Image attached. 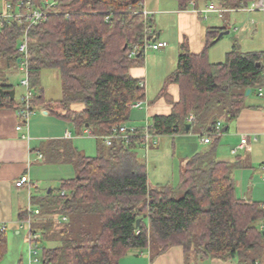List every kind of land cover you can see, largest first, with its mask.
<instances>
[{
    "label": "trees",
    "instance_id": "1",
    "mask_svg": "<svg viewBox=\"0 0 264 264\" xmlns=\"http://www.w3.org/2000/svg\"><path fill=\"white\" fill-rule=\"evenodd\" d=\"M52 1L56 7L35 26L29 27L26 19L0 20V61L18 68L19 45L27 34L34 102L79 135L89 130L97 142L95 157L78 151L71 140H53L41 147L48 162L72 164L77 172L74 179L62 182L57 194L51 190L33 197L41 210L33 228L42 233V242L52 245L42 249L43 264H119L131 250L153 249L162 254L172 247H182L188 259L262 264L264 229L259 224L264 220V205L237 197L233 175L239 163L217 160L214 147L186 161L178 185L153 186L139 161L143 147L137 141L104 144L102 137L112 128L131 120V105L147 97L144 81L130 74L147 55L140 51L135 58L128 57L133 47L143 46L146 28L156 34L153 15L146 20L142 13L146 0ZM174 1L180 11H189L207 0ZM214 1L228 12L244 11L256 0ZM5 2L14 13L46 7V0ZM223 31L227 29L208 28L200 54L191 53L186 43L180 46L177 67L162 90L166 94L169 84H177L179 100L170 115L152 118V133L161 137L193 130L218 142L223 134L216 133L217 123L228 127L247 108V98L264 88L263 52L243 53L234 45L224 62L209 61V51ZM49 69L60 73L58 101L46 102L41 88L42 73ZM0 89L14 86L0 79ZM19 106L16 95L12 100L0 92V109ZM190 114L195 117L192 123L187 121ZM28 216L24 211L19 222ZM58 216L61 220L55 219ZM93 218L100 225L97 232L85 226ZM3 227L0 262L8 253V232Z\"/></svg>",
    "mask_w": 264,
    "mask_h": 264
},
{
    "label": "crops",
    "instance_id": "2",
    "mask_svg": "<svg viewBox=\"0 0 264 264\" xmlns=\"http://www.w3.org/2000/svg\"><path fill=\"white\" fill-rule=\"evenodd\" d=\"M211 2L215 3L214 0L202 1L196 4L195 9L192 8L189 11H180L178 8L177 11L175 12L181 15L180 19L182 18V20H187L188 15L190 14V26L192 27L195 22L194 19L195 20L197 19L198 22V19L200 20L203 18V14H201L200 12H204L207 9L208 4ZM167 5L171 7L170 11H173L172 5L171 3L168 2V0H146V8L151 13V15H155V13H158L159 11L165 12L166 10L164 9L169 8L167 7ZM175 6L178 7L177 3L175 4ZM5 12H6V2L5 0H0V14H3ZM228 12L232 15L225 18V22L227 21V23H229L231 19H236L233 18L232 16L234 13L239 11H228ZM259 13L264 14V12H259V11L251 12L252 16H255V19L251 17L252 20L254 21L252 27L253 29L255 28V32H259V29L262 26V24L264 25V22L262 23V21H264V15H263V20L257 19ZM221 19L224 20V15ZM209 28H226L227 30H229L226 24L213 25L212 27ZM180 31H179L180 34L179 41L182 43V41L185 39L186 41L185 43L186 44L188 43L190 45L189 49L191 53L200 54L204 50L206 29H203L200 26V24H198L196 29H194V27L190 28V34L189 32L182 33ZM155 35L157 36L158 40L165 41L162 40L161 34L157 32V30ZM188 35L190 36V39L188 38ZM180 42L179 44L181 45ZM151 53H153L154 56L162 60V56L172 57L174 51L173 49H169V45H168L167 48L161 51H157V52L153 51ZM178 53L179 50H177V56ZM145 61H147V57L145 58ZM175 69L176 68H174V70H171L172 72H168V73L172 74L175 71ZM18 70H20L19 67ZM143 73H144L143 67L136 66L131 68L130 70V74L132 75L133 78L143 80L144 82L146 80V93L148 87V95H149V92L151 91L150 84L153 83V79H151V71L148 70V72H146L145 70V74ZM170 74H168V76ZM1 81L5 85L13 86L8 78L5 79L2 78ZM162 90L163 89H161L158 98L161 99L162 102H158V103L155 102L156 104L153 103L152 105L149 104L146 108L147 113L145 119H147V122L149 121L150 118H153L154 116L170 115L172 112L173 104H175L179 100V87L177 84L174 83L169 84L166 89V94L164 93V91L162 94ZM49 101H55V100L46 99V102ZM18 103H20V101ZM43 105H46V103ZM38 116H40L42 120H47L50 119L51 116H55V115L50 114L46 109L45 111L43 110L42 112L39 111L35 114V116L31 118L28 126L25 125L23 129L19 131L17 127L20 125L21 121L20 118L18 117L17 109H0V226L6 225V230H8L9 227H12L14 231H18L20 214L26 211L27 209L24 199L26 196H28L27 194L28 190L26 187L22 189H18L16 187V182L20 179L22 175L28 174L31 181L37 184L35 180L36 177L33 176L32 167L35 164V162L36 163L42 161L47 162L44 156L42 160H37V161L34 160L35 156L38 155V153L43 154L41 152V147L43 146V144L53 140H71L73 142V137L75 136L74 134H72L70 130V128L73 129V127L67 122H65L63 124L61 123L58 130L50 129L48 131V129L46 130L45 128H42L40 130L41 133L47 131V133L49 134L45 136L34 135L32 138L31 137L32 130L34 132L35 131L38 132L39 131V129L37 128L38 123L39 122L43 123ZM141 118L142 116H140L139 114L136 116L135 119L140 120ZM192 132L193 130L190 131V147H191L190 157L198 154L200 149H202L201 150L202 152L208 151L210 148H206V146L212 145L214 141L216 142V140H212L209 144H205L203 142L204 138H202L200 135H196L195 137L193 136V134L195 133ZM68 133H71L73 135L71 139H68L67 137ZM76 135H77L76 137L83 136V135H79V133ZM163 137L165 136H161L160 139ZM198 138L200 140H198ZM42 140H46V141L41 142L40 145L39 142ZM218 142L220 143L219 146H228V148L226 149L227 151L222 150L220 152V155H218L219 148H216L217 160L223 162L239 163L241 165L239 169L235 170L233 175L236 183L237 197L240 199L248 198L249 191H247L248 186L245 185V178L247 176H250L251 177L250 181L252 183L250 185L252 186V190L250 193L252 197L251 199H253L255 202L264 205V196L261 197L258 195L259 193H258L257 180H256L259 177V179L264 182V107L263 105L253 101L251 103H247V108H245L242 111L240 117L236 121H234L228 126L227 132L220 137ZM242 145H245L246 148L239 149V147ZM48 163H52V162H48ZM256 165H259L260 168L255 169ZM251 172H253V175H251ZM255 175L258 177H256ZM157 184L165 185L168 183H157ZM36 188L37 189H35L34 195L41 196L40 193L41 189L39 188L38 184ZM43 195L44 194H42V196ZM259 227L264 229V220L260 222ZM119 264H237V263L224 262L217 259L201 258V257L198 258L191 257L188 259L182 247H172L162 254H158V252L154 251L153 249H147L142 251L131 250L127 253L126 256H124L120 260Z\"/></svg>",
    "mask_w": 264,
    "mask_h": 264
},
{
    "label": "rangeland",
    "instance_id": "3",
    "mask_svg": "<svg viewBox=\"0 0 264 264\" xmlns=\"http://www.w3.org/2000/svg\"><path fill=\"white\" fill-rule=\"evenodd\" d=\"M168 2L171 3L173 11H170L171 7L167 5V7L169 8L164 9L166 10L165 12L159 11L158 13H155V15L152 16L153 30H157V32L161 34L162 40H165L164 42L168 43L169 49H173L174 53L172 57L162 56V60H160V58L154 56L153 53L149 52L146 56L147 61H145L144 64L137 66L143 67V74H145V70L146 72H148V70L151 71V79H153V83L150 84L151 91L149 92V95L147 87V98L144 101L143 109H132L131 120L126 123L129 127H145L147 123V119H145L147 106L149 104L152 105L153 103L156 104L158 102H162L161 99H158L161 89L164 88L165 81L168 77V74H170L168 72H172L171 70H174V68H176L178 59L177 50H179L180 46L186 42L185 39L182 41V43L179 41L180 30V32L182 33L189 32L190 34V28L194 27V29H196L198 24H200L203 29H206V31L213 25L226 24V26L229 28V30L227 31H230V33L228 35H225L212 49H210L209 61L211 63L224 62L226 54L233 50L234 45H237L238 50L243 53H264V25L262 24L259 32H255V28L253 29L252 27L254 21L251 18L253 17L255 19V16H252L251 12H236L232 16L236 19H231L229 23H227V21L225 22V18L232 15L229 12H226L224 14V20L219 17V14L210 13L204 16L202 19H198V22L197 19H194V25L191 27L190 14L188 15L187 20H182V18L180 19L181 15L175 12L178 9V7L175 6L177 2H175L174 0H168ZM263 15L264 14L259 13L257 19L263 20ZM263 22L264 21H262V23ZM188 38L190 39L189 35ZM179 42L181 43V45L179 44ZM187 46L188 48L190 47L188 43ZM25 77V74L18 70L17 66L8 67L6 62L0 61V79L2 80V78H8L10 80L15 88L16 102H19L21 97L26 93L25 89L21 86V81L25 79ZM41 88L44 90V96L46 99L55 101L60 100L62 98V88L59 71L56 69L43 71L41 77ZM252 101L257 102L264 107V97H260L257 92H253V94L250 95L246 100L247 103H251ZM76 108L81 109L82 106L78 105L76 106ZM139 114L140 116H142V118L140 120H136L135 118ZM38 117L43 123H38V132H34L32 130V138L34 135L45 136L49 134L47 133V131L41 133L40 130L42 128H45L46 130L48 129V131L50 129L58 130L61 123H65V121L58 116H51L50 119L47 120H42L40 116ZM151 120L152 118L149 119V122H151ZM70 130L72 134L75 135L74 137H76V134H78V132L72 128H70ZM192 133H195L193 134V136L195 137L196 135H198L195 131H193ZM74 137L73 144L77 148V150L87 156L95 157L97 155V142L95 138L88 136H81L76 138ZM198 140L200 139L198 138ZM45 141L46 140L40 141V145L41 142ZM219 144V142L214 141L212 145L206 146V148H219L218 155H220V152L222 150L227 151L226 149L228 148V146H219ZM190 150V133H178L173 137L165 136L161 139L159 138V145L157 147H153L151 151H149L148 155L143 150H140L138 158L139 161L145 166L149 182L153 186H155L157 183H171L174 185H178L180 182V173L184 164L187 160H190L193 157L192 155V157H190ZM201 150L202 149H200L199 153L202 152ZM34 160H38L37 155L35 156ZM32 168L33 176L36 177L35 180L39 188L41 189V196L42 194H46L49 190H52L54 194H57L58 189L61 187L63 181L70 180L72 178L74 179L77 175L74 166L69 163L56 164L48 163V161H42L37 163L35 162ZM259 168V165L255 166V169ZM251 175H253V172H251ZM250 179V176H247L245 178V185L248 186L247 191H249L248 194H250L252 190V186H250L252 184ZM256 180L259 193L258 195L263 197L264 182L260 180L259 177ZM24 201L26 208H28V196L25 197ZM55 219L61 220V217L58 216ZM40 220L45 221L47 219L46 217H41ZM3 226L6 227V225ZM85 226H87L94 232L99 231L100 228L99 222L95 218L86 223ZM7 232L8 253L0 262V264H20L21 261L27 264L29 251L28 229L25 228L21 230L20 228H18V231H14L12 227H9ZM49 246L52 245L46 241H43L41 243L40 264H43L42 249L43 247ZM262 264H264V261Z\"/></svg>",
    "mask_w": 264,
    "mask_h": 264
},
{
    "label": "built area",
    "instance_id": "4",
    "mask_svg": "<svg viewBox=\"0 0 264 264\" xmlns=\"http://www.w3.org/2000/svg\"><path fill=\"white\" fill-rule=\"evenodd\" d=\"M46 7L42 9H32L28 7L27 13L17 12L14 13L13 7L10 4L6 6V13L0 14L1 19H17L18 21L22 22L26 19L29 22V27L35 26L40 22L44 21L47 16V12L49 9L56 7V4L52 0H46L45 2ZM194 7V4H192ZM17 8H21V5H18ZM195 9V8H194ZM197 11V10H196ZM249 12L259 11L264 12V0H256L250 4V6L244 10ZM145 19L147 20L150 12L147 10L146 6L143 5L142 10ZM203 14V17L209 13H217L219 17H223L226 10L222 7H219L216 3L211 2L207 9L204 12H200ZM28 44L29 39L27 34L23 37L21 44L19 45V53L21 54L19 69L21 72L25 74V79L21 81V86L25 89V94L20 99V106L17 109L18 117L20 118V125L17 127L19 131L23 129L26 125L28 126L30 119L36 114L38 111H45L43 106L38 105L34 102V93L30 89V81H29V73H28ZM168 47V43L164 41L158 40L155 33L150 30L149 28L145 30V39L142 47H133L130 52L128 53L129 58H135L137 54L141 51L144 55H147L149 52L153 51H161ZM142 86L146 85V83H142ZM259 96L264 97V91H259ZM144 106V101L136 102L131 105L132 109H142ZM195 120L194 115L190 114L187 121L188 123H192ZM152 124L148 121L145 127H129L127 124L119 125L109 132L108 135L102 137L104 140V144L107 147H112L116 143L130 145L132 142L137 141L140 146H142L143 151L148 154V152L153 148L159 145V138L160 136L152 133ZM222 123L218 122L216 126V133H222ZM83 136L93 137V134L89 130L82 131ZM68 139H71L73 135L71 133L67 134ZM29 139V137H28ZM203 142L205 144H209L211 141L209 137H204ZM246 148L245 145L239 147V149ZM38 160L43 159V154L38 153ZM16 187L18 189L27 188L28 194V208L26 209L27 213L29 214L26 220H23L18 223L19 228L28 229V262L27 264H40V252H41V243H42V233L39 231H35L33 228L35 218L40 216L41 210L39 207L33 204V197L34 191L37 187L36 183H33L28 174H24L20 177V179L16 182ZM64 194V193H63ZM62 221L67 222V218H63ZM4 228V227H3ZM26 264V263H25Z\"/></svg>",
    "mask_w": 264,
    "mask_h": 264
},
{
    "label": "water",
    "instance_id": "5",
    "mask_svg": "<svg viewBox=\"0 0 264 264\" xmlns=\"http://www.w3.org/2000/svg\"><path fill=\"white\" fill-rule=\"evenodd\" d=\"M229 33H230V31H223V32H221V33L219 34L217 40H221L225 35H228ZM20 61H21V60L19 59V60H18V63H20ZM0 92L2 93L3 96H5V95H9V96L11 97L12 100L15 99V95H16L15 89H13V90H3V89H0ZM250 94H251V90H248V91H247V96H249ZM187 129H190V126H188ZM227 130H228V127H225L224 129H222V134L226 133ZM50 192H51V190L48 191V193H50ZM251 198H252V197H251V195L249 194V196H248V200H250ZM140 223H141V219H139V220L137 221V226H138V227H139ZM263 234H264V233H263Z\"/></svg>",
    "mask_w": 264,
    "mask_h": 264
}]
</instances>
